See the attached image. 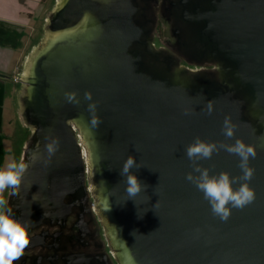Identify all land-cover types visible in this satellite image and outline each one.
Here are the masks:
<instances>
[{
  "label": "water",
  "instance_id": "obj_1",
  "mask_svg": "<svg viewBox=\"0 0 264 264\" xmlns=\"http://www.w3.org/2000/svg\"><path fill=\"white\" fill-rule=\"evenodd\" d=\"M208 4L196 31L218 78L162 67L152 43L138 50L133 0L57 2L22 78L21 117L32 138L22 157L28 170L7 201L16 220L31 229L60 209L68 216L64 199L89 190L118 264H264V0ZM66 93H78L80 103H68ZM93 102L99 128L90 124ZM225 117L237 125L233 139L222 132ZM196 137L256 147V200L227 222L186 180L193 169L185 149ZM129 156L142 165L131 173L147 185L135 200L120 174ZM239 162L225 150L200 161L213 175L233 177L242 174Z\"/></svg>",
  "mask_w": 264,
  "mask_h": 264
},
{
  "label": "flooded vegetation",
  "instance_id": "obj_2",
  "mask_svg": "<svg viewBox=\"0 0 264 264\" xmlns=\"http://www.w3.org/2000/svg\"><path fill=\"white\" fill-rule=\"evenodd\" d=\"M208 2L133 0L137 9L135 22L142 29V43L135 47L143 51L144 43H152L161 54V66L170 67L171 71L184 68L218 78L209 48L198 41L196 31V16L208 8ZM63 204L70 207L69 215L60 209L55 218L49 217L29 229L30 244L14 264H71L76 260L118 264L90 191L88 195L70 194Z\"/></svg>",
  "mask_w": 264,
  "mask_h": 264
},
{
  "label": "clouds",
  "instance_id": "obj_3",
  "mask_svg": "<svg viewBox=\"0 0 264 264\" xmlns=\"http://www.w3.org/2000/svg\"><path fill=\"white\" fill-rule=\"evenodd\" d=\"M66 99L71 104L78 105L80 103L78 93H66ZM84 99L93 101L92 93L86 92ZM87 110L91 116V127L99 128L103 121L97 116V104L95 102L89 103ZM213 110V102L209 101L206 106L207 114L211 115ZM188 114L185 112V115ZM236 131L237 125L232 122L230 117H225L222 128L224 136L227 139H233ZM58 144V140H54L47 145L49 157L58 150ZM221 150L240 158L238 166L241 175L233 177L228 172L213 175L211 174L212 169L203 167L200 163V161L211 160L214 154H218ZM185 154L187 159L191 161L193 169L187 174L186 180L195 185L197 190L203 194V198L211 207L212 214L221 221L227 222L232 216L233 209L242 210L256 200V192L250 186L255 174V169L250 166V159L257 156L254 145L246 144L242 139H235V143L227 144L224 142L210 143L196 137L186 147ZM28 167L29 165L22 159L19 163L13 162L4 168H0V264H14L22 258L25 249L30 244L29 227L31 222L26 224L16 220L12 215V209L6 207L7 201L4 198L6 189H16L20 186ZM134 168L140 169L142 165L137 163L135 157L129 156L120 173L121 176L126 177V192L129 199L133 200L147 189V185L131 173ZM234 185H239V187H234Z\"/></svg>",
  "mask_w": 264,
  "mask_h": 264
},
{
  "label": "crops",
  "instance_id": "obj_4",
  "mask_svg": "<svg viewBox=\"0 0 264 264\" xmlns=\"http://www.w3.org/2000/svg\"><path fill=\"white\" fill-rule=\"evenodd\" d=\"M40 5L41 0H35ZM32 0H0V168L19 163L29 129L22 125L20 95L25 65L38 45L32 31ZM38 5V6H39ZM11 149L13 152H11ZM9 189L4 192L7 198Z\"/></svg>",
  "mask_w": 264,
  "mask_h": 264
},
{
  "label": "rangeland",
  "instance_id": "obj_5",
  "mask_svg": "<svg viewBox=\"0 0 264 264\" xmlns=\"http://www.w3.org/2000/svg\"><path fill=\"white\" fill-rule=\"evenodd\" d=\"M58 1L59 0H41V4L40 5L38 4L39 5L38 6L36 4V1L32 0L33 4L28 6L31 8L30 9V10H32L31 15L34 17L32 22L30 23L32 26L31 28H32V31H35L34 33H36V35H37L36 37H37V40L39 41L38 42L39 46H40V43L44 42V40L47 37V34L45 33V26L47 23V18L50 16L51 12L53 11V9H54V7ZM38 45H37V47H39ZM34 50L31 51L30 56L28 57L27 61H29ZM24 68H25V71L28 69L27 62H26V65ZM22 125H23V127H25V129H29L28 140L25 144V147H26L32 138V130H31V128H29L25 125V122L23 119H22ZM11 152H13L12 149H11ZM13 162H14L13 157L12 158L9 157L8 164L13 163ZM9 192H10V188H9L8 193Z\"/></svg>",
  "mask_w": 264,
  "mask_h": 264
},
{
  "label": "trees",
  "instance_id": "obj_6",
  "mask_svg": "<svg viewBox=\"0 0 264 264\" xmlns=\"http://www.w3.org/2000/svg\"><path fill=\"white\" fill-rule=\"evenodd\" d=\"M39 42V41H38Z\"/></svg>",
  "mask_w": 264,
  "mask_h": 264
}]
</instances>
